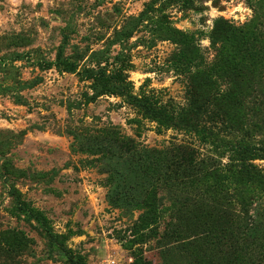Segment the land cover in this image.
Listing matches in <instances>:
<instances>
[{"label": "rangeland", "instance_id": "rangeland-1", "mask_svg": "<svg viewBox=\"0 0 264 264\" xmlns=\"http://www.w3.org/2000/svg\"><path fill=\"white\" fill-rule=\"evenodd\" d=\"M0 264H264V0H0Z\"/></svg>", "mask_w": 264, "mask_h": 264}]
</instances>
